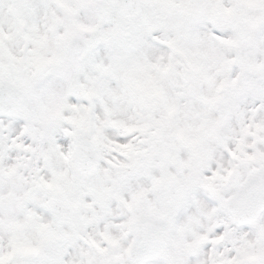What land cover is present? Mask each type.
<instances>
[{
    "label": "snow or ice",
    "instance_id": "obj_1",
    "mask_svg": "<svg viewBox=\"0 0 264 264\" xmlns=\"http://www.w3.org/2000/svg\"><path fill=\"white\" fill-rule=\"evenodd\" d=\"M0 264H264V0H0Z\"/></svg>",
    "mask_w": 264,
    "mask_h": 264
}]
</instances>
